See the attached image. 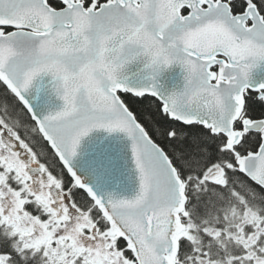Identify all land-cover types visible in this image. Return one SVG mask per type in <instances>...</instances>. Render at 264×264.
Instances as JSON below:
<instances>
[{
	"label": "snow or ice",
	"instance_id": "1",
	"mask_svg": "<svg viewBox=\"0 0 264 264\" xmlns=\"http://www.w3.org/2000/svg\"><path fill=\"white\" fill-rule=\"evenodd\" d=\"M0 264H264V0H0Z\"/></svg>",
	"mask_w": 264,
	"mask_h": 264
},
{
	"label": "water",
	"instance_id": "2",
	"mask_svg": "<svg viewBox=\"0 0 264 264\" xmlns=\"http://www.w3.org/2000/svg\"><path fill=\"white\" fill-rule=\"evenodd\" d=\"M165 80L168 87H171L174 84L179 85L181 80L179 69H172L166 73Z\"/></svg>",
	"mask_w": 264,
	"mask_h": 264
}]
</instances>
